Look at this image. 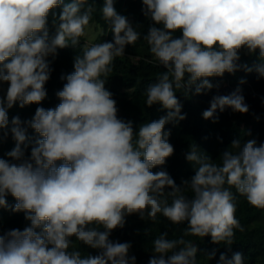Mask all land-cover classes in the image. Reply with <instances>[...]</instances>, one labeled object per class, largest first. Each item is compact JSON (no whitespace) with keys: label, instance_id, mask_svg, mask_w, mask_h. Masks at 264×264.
<instances>
[{"label":"clouds","instance_id":"1","mask_svg":"<svg viewBox=\"0 0 264 264\" xmlns=\"http://www.w3.org/2000/svg\"><path fill=\"white\" fill-rule=\"evenodd\" d=\"M142 3L144 15L161 26H150L143 35L152 56L148 62L165 69L145 90V104L158 103L167 114L138 131L131 121L118 118L105 82L114 60L141 33L116 11L114 0H104L100 13L113 40L82 45L74 72L61 77L66 83L56 93L60 103L54 109L38 107L23 122L39 137L28 158L21 147L27 146V128L18 116L11 120L16 144L7 153L11 161L0 158V207H9L10 194L16 200L11 210L23 212L30 226L0 234V264H136V257L129 256L130 243L109 239L132 214L152 222L158 214L174 225L187 222L179 238L169 239L164 232L152 241L148 264H197V245L185 237L210 236L215 244L231 246L235 230L244 231L236 218V194L264 210V143L258 145L255 139H234L220 154L219 164L193 144L186 160L196 166L195 174L182 186L166 171H151L174 153L165 125L186 119L177 90H211L209 78L242 67L241 50L258 51L260 63L243 68L264 78V0ZM62 4L57 24L53 10ZM96 11L89 0H0V83L8 84L6 96L0 97V130L8 129V110L15 104L24 108L46 98L51 72L47 57L79 45ZM50 14L54 36L49 35ZM176 32L182 35L176 37ZM226 108L249 112L239 88L214 96L202 116L216 123L217 110ZM75 242L98 254L82 255ZM218 264L244 260L239 252L231 258L221 254Z\"/></svg>","mask_w":264,"mask_h":264},{"label":"trees","instance_id":"2","mask_svg":"<svg viewBox=\"0 0 264 264\" xmlns=\"http://www.w3.org/2000/svg\"><path fill=\"white\" fill-rule=\"evenodd\" d=\"M69 2L71 0H64V3ZM89 3L94 4L97 9L91 24H96L102 29V33L98 35L94 43L112 42L113 34L100 13L104 0H89ZM114 7L119 14L126 16L132 26L141 33V39L135 45L126 46L124 56L114 60V70L107 78L105 87L113 94V99L116 101L118 118L125 122L131 121L134 131H138L140 125L156 121L167 114V110L158 103L148 107L145 104L144 94L147 87L155 82L157 74L165 69L148 62L152 60V56L148 51L149 46L142 38L147 34L150 26H161L154 25V22L144 15L142 0H114ZM62 8L63 4L53 10L57 24ZM53 18L51 14L48 17L50 36H54L56 32V27L52 23ZM181 35L180 32L175 33L176 37ZM80 39L79 45L75 47L69 45L58 49L55 56L47 57L51 72L45 84L47 96L40 104L34 103L21 108L17 103L8 110L9 127L0 130V158L11 161L7 153L16 144L10 131L11 120L16 116L21 119L22 127L27 128L28 140L25 142L27 146L22 145L21 147L24 149L25 158L30 157L31 148L39 137L23 122L30 121L38 107L46 110L54 109L60 103L56 93L62 90L66 83V80L61 77L74 72V58L81 54L82 45H87L85 36ZM258 63H260L258 51L255 54H248L246 50H241L238 64L242 67L234 74L225 73L223 77L209 78L210 83L214 85L211 90L201 94H195V86L190 90H177L176 95L182 105L181 114H186V119L165 125L164 131L170 132L168 142L173 146L174 153L166 159L164 165L151 169L153 173L166 171L177 186H182L183 180H190L195 174L196 166L186 160V154L193 144L219 164L220 154L231 145L234 139H240L242 142L255 139L258 145L264 143V78H258L255 71L247 72L243 68V65L253 67ZM241 80L245 82L241 84ZM7 87V83H0V97L6 96ZM237 88L241 90L245 103L249 106L248 113L241 114L226 108L223 112L217 110L215 115L218 122L216 123L203 118L202 113L210 107L214 96L230 95ZM60 163L62 162H57L58 165ZM232 191L235 194L234 188ZM185 194L189 197L192 195L190 191ZM6 200L9 207H0V234L12 229L22 231L30 226L23 212L11 210L16 203L15 198L9 194ZM235 202L237 205L236 218L240 221L244 231L235 230L234 242L231 246L224 243L215 244L210 236L185 237L197 245V264H218L221 254L231 258L236 252L242 254L244 264H264V210L250 206L239 194H236ZM185 228H187V222L174 225L160 214L156 222L142 220L138 214H132L125 218L123 228L112 231L109 239L113 242L130 243L129 256L136 257V264H148L153 255L152 241L156 237L168 232L169 239H176L183 235ZM149 229L150 231L146 234V230ZM75 243L82 255L98 254V250L80 242ZM213 252L215 256L209 259Z\"/></svg>","mask_w":264,"mask_h":264},{"label":"rangeland","instance_id":"3","mask_svg":"<svg viewBox=\"0 0 264 264\" xmlns=\"http://www.w3.org/2000/svg\"><path fill=\"white\" fill-rule=\"evenodd\" d=\"M101 33H102V29L100 27H98L96 24H91L86 29V34H85L87 45L94 43L98 35H100Z\"/></svg>","mask_w":264,"mask_h":264}]
</instances>
